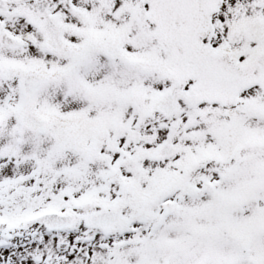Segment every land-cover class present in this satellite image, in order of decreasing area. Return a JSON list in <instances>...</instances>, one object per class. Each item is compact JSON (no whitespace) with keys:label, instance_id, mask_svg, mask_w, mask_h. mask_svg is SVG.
<instances>
[{"label":"snow or ice","instance_id":"6c2138e0","mask_svg":"<svg viewBox=\"0 0 264 264\" xmlns=\"http://www.w3.org/2000/svg\"><path fill=\"white\" fill-rule=\"evenodd\" d=\"M0 264H264V0H0Z\"/></svg>","mask_w":264,"mask_h":264}]
</instances>
